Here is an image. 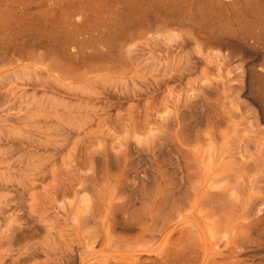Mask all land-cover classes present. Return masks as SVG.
<instances>
[{"label":"rangeland","instance_id":"rangeland-1","mask_svg":"<svg viewBox=\"0 0 264 264\" xmlns=\"http://www.w3.org/2000/svg\"><path fill=\"white\" fill-rule=\"evenodd\" d=\"M60 1L79 31L49 2L0 17L47 30L0 41V264H99L123 237L156 259L170 233L264 264V0H98L109 27Z\"/></svg>","mask_w":264,"mask_h":264},{"label":"bare ground","instance_id":"bare-ground-1","mask_svg":"<svg viewBox=\"0 0 264 264\" xmlns=\"http://www.w3.org/2000/svg\"><path fill=\"white\" fill-rule=\"evenodd\" d=\"M48 2L50 7L48 10H44L42 15H50L53 11L55 14L58 10V16L55 17L56 24H58L60 28L71 26L72 30L79 31L78 25L73 19V13L77 10L63 4L60 0H0V17L3 14H11L14 8L18 6H42ZM173 2H175V0H173ZM210 2L213 4H220L222 3V0H210ZM141 4L142 2L138 0H127V7L129 8L128 11L131 12L132 10H135L137 7L142 6ZM116 9H114L112 5L110 6L107 2L103 3L99 2L98 0H80V9L78 10H82L85 13L93 12L96 17H103L104 15L108 14L109 16L106 17L105 20L101 21V23L109 27L111 22L117 19L118 14L116 13ZM49 11L52 12L49 13ZM32 32H35V34H37V36L40 38L45 39L47 36V30L45 28H34L30 23L24 22L18 25L17 30H10L5 33L0 32V41L4 42V40H11L13 38L18 40L21 37L25 38L26 40L28 36L32 34ZM143 239L144 238H138L134 242H131L129 238L123 237V239H120L115 245V249H118V251L120 250V252L107 255L99 264H197L198 258L196 256L200 253H203L202 260L205 261L204 264H208L207 256L214 251L212 248V241L208 238V236H204L202 238V236L197 235V237H194L192 241L188 242V246L178 248L174 245L175 239H173V234L170 233L165 238L162 246H160L161 248L159 247L162 256L156 259H144L143 254L149 249L144 246L146 243H148V241L144 244ZM190 247L193 248V253L190 252ZM135 251L137 253H135ZM153 254H155V251L153 253L150 251V254L148 253L150 257H152ZM177 255H189L188 257L190 258L184 260L182 263H176L174 262V257ZM231 264H243V261L236 259Z\"/></svg>","mask_w":264,"mask_h":264}]
</instances>
